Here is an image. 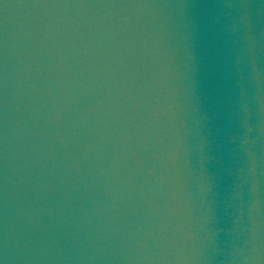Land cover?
I'll use <instances>...</instances> for the list:
<instances>
[{
    "label": "water",
    "instance_id": "1",
    "mask_svg": "<svg viewBox=\"0 0 264 264\" xmlns=\"http://www.w3.org/2000/svg\"><path fill=\"white\" fill-rule=\"evenodd\" d=\"M46 264H264V0H0Z\"/></svg>",
    "mask_w": 264,
    "mask_h": 264
}]
</instances>
